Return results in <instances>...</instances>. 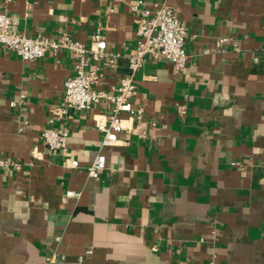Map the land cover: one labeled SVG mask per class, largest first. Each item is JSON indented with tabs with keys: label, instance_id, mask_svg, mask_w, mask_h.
I'll use <instances>...</instances> for the list:
<instances>
[{
	"label": "crops",
	"instance_id": "crops-1",
	"mask_svg": "<svg viewBox=\"0 0 264 264\" xmlns=\"http://www.w3.org/2000/svg\"><path fill=\"white\" fill-rule=\"evenodd\" d=\"M133 1L0 0V13L29 38L68 34L91 45L101 29L119 58L90 69L111 91L137 46ZM169 4L187 31L185 74L147 59L133 100L143 119L124 120L97 180L87 170L109 106L51 122L77 57L26 62L0 46V159L21 166L0 168V264H264V0ZM50 128L68 130L67 153L44 147ZM68 159L80 167H65Z\"/></svg>",
	"mask_w": 264,
	"mask_h": 264
},
{
	"label": "built area",
	"instance_id": "built-area-1",
	"mask_svg": "<svg viewBox=\"0 0 264 264\" xmlns=\"http://www.w3.org/2000/svg\"><path fill=\"white\" fill-rule=\"evenodd\" d=\"M130 11L137 23V46L129 58L130 74L121 78L118 86L111 91L98 88L102 77L97 70L90 69L92 63L100 61L115 67L119 58V55L107 52V40L101 29L97 30L91 45L75 40L68 34H63L58 39H51L44 35L29 38L16 30L12 16L0 13V46L15 53L23 61L36 62L48 53L69 52L77 57L75 75L65 84L63 106L56 110L51 122L64 121L71 110L90 112L101 103L109 106L104 115L105 120H96V127L103 138L100 149L87 170L88 177L94 180L99 179L106 170L107 159L103 150L114 147L119 142L124 120L129 119L139 123L143 119L144 111L135 108L133 100L137 93L136 75L144 67L147 59L168 60L179 75L185 74L189 60L185 46L186 28L179 13L170 6L169 0H158L150 5L145 0H134ZM227 42L226 38L220 39L217 47L222 49ZM209 53V50L205 51V54ZM20 99L22 104L27 102L25 95H20ZM179 113L185 116L187 108L180 107ZM68 139L69 132L65 128H50L42 134L43 145L52 155L67 153ZM38 159L42 157L38 156ZM64 166L78 169L80 164L77 160L68 159ZM233 166L239 165L233 163ZM0 168L19 170L21 166L9 158H2ZM77 195L75 192L67 193L68 198ZM55 260H57L56 254L51 258L52 262ZM61 260L68 264H83L84 257L80 256L77 261L69 262L66 256H62ZM208 264H217L216 256H213Z\"/></svg>",
	"mask_w": 264,
	"mask_h": 264
}]
</instances>
